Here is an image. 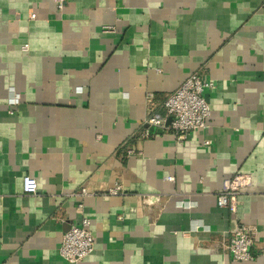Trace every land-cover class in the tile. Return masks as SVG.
<instances>
[{
  "label": "crops",
  "instance_id": "crops-1",
  "mask_svg": "<svg viewBox=\"0 0 264 264\" xmlns=\"http://www.w3.org/2000/svg\"><path fill=\"white\" fill-rule=\"evenodd\" d=\"M196 71L208 127L143 136L148 93L164 113ZM238 172L232 214L216 195ZM83 217L79 264H264V0H0V264H68ZM237 223L253 260L224 246Z\"/></svg>",
  "mask_w": 264,
  "mask_h": 264
},
{
  "label": "built area",
  "instance_id": "built-area-1",
  "mask_svg": "<svg viewBox=\"0 0 264 264\" xmlns=\"http://www.w3.org/2000/svg\"><path fill=\"white\" fill-rule=\"evenodd\" d=\"M58 11H62L68 0H53ZM35 14L31 15L34 19ZM214 87L213 81L205 80L199 72L190 74L183 83L165 98L162 107L164 113L159 111L160 104L153 93L147 96V115L144 120L146 126L143 136H150V127L170 131L177 141H183L187 136L199 129L208 127L211 116V106L206 99L205 90ZM19 102V96L14 94L10 99L13 107ZM13 109L11 112L13 113ZM170 120V123H169ZM128 155L136 153L135 149H128ZM251 183L250 175L236 173L227 181L224 188L217 193V203L226 207L232 214H236L240 203V194ZM23 190L26 194L38 192V182L34 177H23ZM111 193L116 191L111 190ZM81 195L89 192L83 188ZM91 220L83 217L80 224H73L63 234L60 254L68 264H79L84 258L92 254L95 248V237L90 229ZM258 239L255 226L237 223L230 232L229 239L224 246L230 251L235 261L253 260L255 255L252 248Z\"/></svg>",
  "mask_w": 264,
  "mask_h": 264
},
{
  "label": "water",
  "instance_id": "water-1",
  "mask_svg": "<svg viewBox=\"0 0 264 264\" xmlns=\"http://www.w3.org/2000/svg\"><path fill=\"white\" fill-rule=\"evenodd\" d=\"M169 123H170V120H169ZM150 130L154 131V132H162L163 131V129L156 128V127H150Z\"/></svg>",
  "mask_w": 264,
  "mask_h": 264
}]
</instances>
